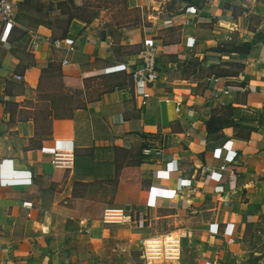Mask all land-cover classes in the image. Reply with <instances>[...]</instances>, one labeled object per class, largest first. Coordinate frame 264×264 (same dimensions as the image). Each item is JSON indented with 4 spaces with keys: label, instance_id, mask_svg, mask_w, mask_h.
Wrapping results in <instances>:
<instances>
[{
    "label": "crops",
    "instance_id": "0c3cea01",
    "mask_svg": "<svg viewBox=\"0 0 264 264\" xmlns=\"http://www.w3.org/2000/svg\"><path fill=\"white\" fill-rule=\"evenodd\" d=\"M80 12L69 51L53 48L59 36L42 22H0V264H136L139 238L176 229L186 233L179 264H264V0H120ZM249 14L261 33L240 22ZM26 28L41 37L30 52ZM252 38L244 57L218 51ZM146 44L158 78L140 98L129 71ZM48 64L60 78L40 77ZM211 77L234 104L206 137L211 110L229 105L211 95ZM226 141L239 151L223 171L212 156ZM55 150L72 153L71 169L53 168ZM175 179L174 191L149 188ZM118 206L129 223L99 222Z\"/></svg>",
    "mask_w": 264,
    "mask_h": 264
},
{
    "label": "built area",
    "instance_id": "2783aa9c",
    "mask_svg": "<svg viewBox=\"0 0 264 264\" xmlns=\"http://www.w3.org/2000/svg\"><path fill=\"white\" fill-rule=\"evenodd\" d=\"M15 7L16 4L11 3V1L9 0H0V22L10 28L15 25ZM193 16L194 10L191 7L184 8V21L191 20ZM27 32L30 33V39L27 46V50L30 52L37 48L41 37L31 30L26 31V33ZM2 44L8 47L7 42H3ZM50 44L53 46V48H65V50L69 51L71 49L72 41L67 38L55 40L52 39ZM181 46L186 47L187 41H183ZM155 49L156 48L153 45H144L142 49L138 51V63L134 65L129 71V77L132 81L134 90L133 92L140 98L143 97L142 91L144 90L145 86L151 85L152 83L157 81L158 78V73L154 64ZM64 63V61H61V64ZM15 80L20 81L21 77L16 76ZM210 81L212 82V86L210 89L211 95L215 96L217 93H221L222 95L227 94L229 95V105H233L234 92H228V89H222L220 86H218L216 77H211ZM172 104H174V110L178 111L179 103L177 101H174V103L172 102ZM241 146H243V144ZM220 148L223 151V156L213 155L212 158H214L215 160V164L213 166L226 171L227 168L231 165L232 160L236 157L239 150H235L232 148L231 141L223 142L222 144H220ZM141 153L145 156L151 155V152H149L148 150H141ZM153 154L158 155V152H154ZM73 161L74 157L69 150H55L53 152L51 151L50 153V163L54 169L69 170L73 166ZM203 168L205 170H210V167L207 165H204ZM159 171L160 170L151 172L152 177L155 178ZM171 172V170L168 171V173ZM227 180L229 183V188H231L234 180L233 172H229V174L227 175ZM177 187H179V183L178 181H176V179L175 185L170 188L163 186L155 187L153 185L149 186V188L153 189H165L171 191L176 190ZM213 188L216 191L217 189H220V186L215 185ZM130 217L131 215L124 207H108L102 210L99 222L103 225H119L129 223L131 220ZM185 237L186 233L184 231L176 229L173 231H163L161 233L151 234L139 238L138 245L140 264H176L178 259H180L182 240Z\"/></svg>",
    "mask_w": 264,
    "mask_h": 264
},
{
    "label": "trees",
    "instance_id": "16d2710c",
    "mask_svg": "<svg viewBox=\"0 0 264 264\" xmlns=\"http://www.w3.org/2000/svg\"><path fill=\"white\" fill-rule=\"evenodd\" d=\"M46 2L55 4L54 5L55 7L53 9L57 11L56 16L53 14L52 15H46L45 11H41V8L43 7V5H42L43 0H23V1L19 2L18 4H16L14 22L16 23V22H18V20H20L18 14L29 15V13H30L32 15L33 14L36 16L38 15L41 17L42 20L30 18L27 21L26 20H24V21L20 20V22L23 23V22H29L32 20H33V22L34 21L42 22L43 24H45V26L47 28H49L51 30L53 35L56 34L59 36L58 39H63V38H65V34L67 32L68 22L71 19L72 15L79 10V7H77V5H75L76 2L74 0H46ZM45 10H47L46 7H45ZM42 17H45V18H42ZM26 31H28L27 28H26V30L21 31V34L19 35V37H21L24 34V32H26ZM254 42H255V39L252 38V39H250V41L242 42L238 46H233L230 49L220 48V49H218V51L228 52V53H236V54L246 53L247 49L250 48V46ZM47 67L52 68V69H50V72L47 71V69H46ZM48 74H51L53 77H58V78H60V76H61L60 72L56 71L55 68L49 64L44 69L40 70V77H42V76L47 77ZM74 106L75 107H82L83 103L76 102L74 104ZM218 109H221V115L220 116L217 115ZM229 112H230V105H225L222 107H214L211 110L210 115L204 121V126H205V130H206V132H205L206 137L217 132L218 125H220L221 123L224 124L226 122V118L229 115Z\"/></svg>",
    "mask_w": 264,
    "mask_h": 264
},
{
    "label": "rangeland",
    "instance_id": "374dc122",
    "mask_svg": "<svg viewBox=\"0 0 264 264\" xmlns=\"http://www.w3.org/2000/svg\"><path fill=\"white\" fill-rule=\"evenodd\" d=\"M78 5H79V11H81L80 13H83L85 15H88L92 12H95L98 11V9H101V8H105L107 7L108 5H113V3H119L120 0H74ZM108 2H110V4H107ZM43 7L41 8V11H45L46 12V15H49V13L51 12V10H53V8L55 7L53 3H47L46 0H43V3H42ZM81 6H88V7H81ZM45 7L47 8V10H45ZM244 10H246V6L243 8ZM42 13V12H41ZM19 15V19L21 21H24V20H29L30 18H33V19H39V20H42L40 16H36V15H32L29 13V15H26V14H18ZM42 15V14H41ZM45 15V16H46ZM47 17V16H46ZM42 18H45V17H42ZM259 15H252V14H249V15H243V17L240 19V22L241 21H244L246 20L247 23H248V28H253L254 31H258L259 33H261L259 30H255L256 29V26L259 24ZM255 36H257V34H255ZM137 56H138V53H137ZM202 74H207V71H204ZM134 251V250H133ZM192 254V252H190ZM134 256L135 258H137L136 260V264H140L139 260L140 259L138 257V252L137 250H135L134 252ZM179 260L177 261L176 264H179L178 263Z\"/></svg>",
    "mask_w": 264,
    "mask_h": 264
},
{
    "label": "water",
    "instance_id": "95a60500",
    "mask_svg": "<svg viewBox=\"0 0 264 264\" xmlns=\"http://www.w3.org/2000/svg\"><path fill=\"white\" fill-rule=\"evenodd\" d=\"M239 57H244V55L243 54H241V56H239ZM1 139V138H0ZM184 243V241H182V244Z\"/></svg>",
    "mask_w": 264,
    "mask_h": 264
}]
</instances>
